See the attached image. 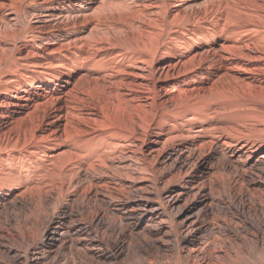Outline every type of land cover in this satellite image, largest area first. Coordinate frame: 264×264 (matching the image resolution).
<instances>
[{
    "label": "bare ground",
    "instance_id": "6f19581e",
    "mask_svg": "<svg viewBox=\"0 0 264 264\" xmlns=\"http://www.w3.org/2000/svg\"><path fill=\"white\" fill-rule=\"evenodd\" d=\"M154 261L264 264V0H0V264Z\"/></svg>",
    "mask_w": 264,
    "mask_h": 264
},
{
    "label": "rangeland",
    "instance_id": "374dc122",
    "mask_svg": "<svg viewBox=\"0 0 264 264\" xmlns=\"http://www.w3.org/2000/svg\"><path fill=\"white\" fill-rule=\"evenodd\" d=\"M160 255V254H159ZM162 261V260H161ZM154 264H160V262L154 261Z\"/></svg>",
    "mask_w": 264,
    "mask_h": 264
}]
</instances>
